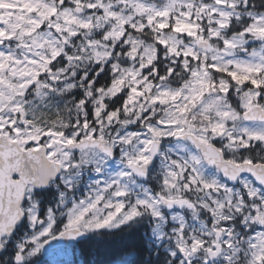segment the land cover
<instances>
[{
	"label": "snow or ice",
	"instance_id": "6c2138e0",
	"mask_svg": "<svg viewBox=\"0 0 264 264\" xmlns=\"http://www.w3.org/2000/svg\"><path fill=\"white\" fill-rule=\"evenodd\" d=\"M0 264H264V0H0Z\"/></svg>",
	"mask_w": 264,
	"mask_h": 264
},
{
	"label": "rangeland",
	"instance_id": "374dc122",
	"mask_svg": "<svg viewBox=\"0 0 264 264\" xmlns=\"http://www.w3.org/2000/svg\"><path fill=\"white\" fill-rule=\"evenodd\" d=\"M44 259L46 260V261H48V260H50L51 258L50 257H44Z\"/></svg>",
	"mask_w": 264,
	"mask_h": 264
}]
</instances>
